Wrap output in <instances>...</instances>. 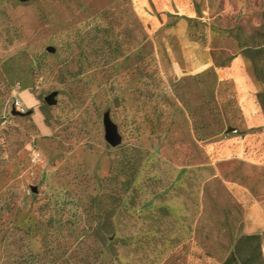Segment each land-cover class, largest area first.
Here are the masks:
<instances>
[{
    "label": "rangeland",
    "instance_id": "rangeland-1",
    "mask_svg": "<svg viewBox=\"0 0 264 264\" xmlns=\"http://www.w3.org/2000/svg\"><path fill=\"white\" fill-rule=\"evenodd\" d=\"M259 96L264 0H0V264H222L264 211Z\"/></svg>",
    "mask_w": 264,
    "mask_h": 264
},
{
    "label": "trees",
    "instance_id": "trees-1",
    "mask_svg": "<svg viewBox=\"0 0 264 264\" xmlns=\"http://www.w3.org/2000/svg\"><path fill=\"white\" fill-rule=\"evenodd\" d=\"M264 107V96H259ZM264 233L242 235L222 264H264Z\"/></svg>",
    "mask_w": 264,
    "mask_h": 264
},
{
    "label": "water",
    "instance_id": "water-1",
    "mask_svg": "<svg viewBox=\"0 0 264 264\" xmlns=\"http://www.w3.org/2000/svg\"><path fill=\"white\" fill-rule=\"evenodd\" d=\"M54 95H49L45 98L47 105L51 106L55 104ZM13 115H24L12 111ZM104 131H105V141L111 147H116L120 144V136L118 135L115 126L109 121V119H104Z\"/></svg>",
    "mask_w": 264,
    "mask_h": 264
},
{
    "label": "crops",
    "instance_id": "crops-1",
    "mask_svg": "<svg viewBox=\"0 0 264 264\" xmlns=\"http://www.w3.org/2000/svg\"><path fill=\"white\" fill-rule=\"evenodd\" d=\"M21 99L22 101L27 105V106H32L34 103L33 97L31 95H29L27 92H23L21 94ZM264 197V195H260V198ZM264 200H259V203H261ZM257 224H255V231H253L252 233L249 234H261L264 233V211H261V213H257Z\"/></svg>",
    "mask_w": 264,
    "mask_h": 264
},
{
    "label": "built area",
    "instance_id": "built-area-1",
    "mask_svg": "<svg viewBox=\"0 0 264 264\" xmlns=\"http://www.w3.org/2000/svg\"><path fill=\"white\" fill-rule=\"evenodd\" d=\"M12 110L17 111L18 113H24L26 111V108L24 107L23 103L14 101L12 104Z\"/></svg>",
    "mask_w": 264,
    "mask_h": 264
}]
</instances>
